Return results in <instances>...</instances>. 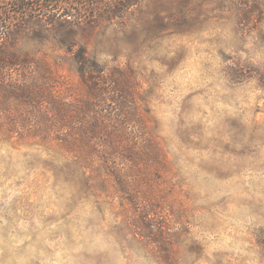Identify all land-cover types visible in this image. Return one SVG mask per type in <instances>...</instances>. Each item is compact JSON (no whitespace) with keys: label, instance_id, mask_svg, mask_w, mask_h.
Here are the masks:
<instances>
[{"label":"rangeland","instance_id":"1","mask_svg":"<svg viewBox=\"0 0 264 264\" xmlns=\"http://www.w3.org/2000/svg\"><path fill=\"white\" fill-rule=\"evenodd\" d=\"M129 23L92 48L140 72L175 187L99 195L48 144L1 138L0 264H264V0H143ZM141 216L167 237L133 235Z\"/></svg>","mask_w":264,"mask_h":264},{"label":"trees","instance_id":"2","mask_svg":"<svg viewBox=\"0 0 264 264\" xmlns=\"http://www.w3.org/2000/svg\"><path fill=\"white\" fill-rule=\"evenodd\" d=\"M142 1L0 0V139L48 144L93 190L134 204L145 185L175 187L170 152L142 108L140 72L101 60L92 44L123 32ZM128 220L133 235L167 237L145 216Z\"/></svg>","mask_w":264,"mask_h":264}]
</instances>
